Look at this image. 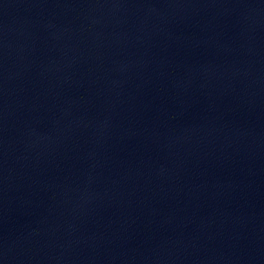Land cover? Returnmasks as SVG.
<instances>
[{
  "label": "water",
  "instance_id": "water-1",
  "mask_svg": "<svg viewBox=\"0 0 264 264\" xmlns=\"http://www.w3.org/2000/svg\"><path fill=\"white\" fill-rule=\"evenodd\" d=\"M0 264H264V0H0Z\"/></svg>",
  "mask_w": 264,
  "mask_h": 264
}]
</instances>
